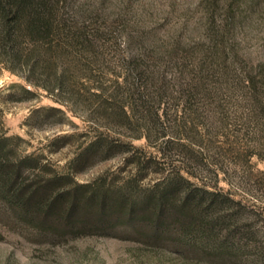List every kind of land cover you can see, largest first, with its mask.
<instances>
[{
    "label": "rangeland",
    "instance_id": "obj_1",
    "mask_svg": "<svg viewBox=\"0 0 264 264\" xmlns=\"http://www.w3.org/2000/svg\"><path fill=\"white\" fill-rule=\"evenodd\" d=\"M215 1L214 21L207 19L209 0H66L64 9L68 15L75 14V19L86 18L91 29L109 32L102 62L91 64L108 90L114 78L122 79L139 48L141 52L136 56L140 61L167 80V73L174 72L171 66L176 59L190 65L194 57L198 62L212 46L213 32L223 34L218 50L225 52L221 58L226 67L215 72L212 82L208 79L211 93L200 94L193 101L200 113L195 119L204 122L203 131L209 132L210 142L202 145L190 139L191 147L201 152L206 162L199 165L201 169L194 165L192 170L197 182L216 184L241 201L244 208L239 222L246 224V234L251 235V231L253 237L245 235L234 245L225 244L223 249L214 250L210 246L202 248L200 241L187 246L177 241L176 235L157 239L151 231L141 234L131 229H114L111 224L103 231L64 228L52 219L43 220L40 214L22 217L0 202V264H264V113L259 109L264 105V0H233L234 15L224 30L221 21H225L223 15L230 0ZM175 46L179 53L169 61L167 52ZM15 67L10 71L0 62V137H12L6 142L10 161L33 154L44 165L34 171L26 167L22 173L24 184L61 173L69 177L54 183L60 189L99 179L102 183L105 177L104 184L120 180L133 170L124 164L125 154L93 159L83 167L72 162L99 131L132 139L145 156L151 155L160 162L159 168H165L162 170L180 163L179 155L167 159V149L160 153L157 145L144 137L132 138L130 134L135 132L128 127L106 129L103 118L89 110L91 101L85 98L89 95L85 89L80 87L85 95L76 106L63 104L56 96L29 83L25 68ZM71 71L77 87L90 73ZM247 74L259 80L258 105L252 101L253 92L244 80ZM172 84V90H168L173 91L172 95H167L165 86L161 100V107H168L171 116L183 105L176 92L179 85ZM23 87L33 94L25 93ZM49 107L61 111H51ZM160 176L161 172L151 173L144 182L153 183ZM94 219L91 215L87 221ZM78 222L74 218L73 223Z\"/></svg>",
    "mask_w": 264,
    "mask_h": 264
},
{
    "label": "trees",
    "instance_id": "obj_2",
    "mask_svg": "<svg viewBox=\"0 0 264 264\" xmlns=\"http://www.w3.org/2000/svg\"><path fill=\"white\" fill-rule=\"evenodd\" d=\"M215 2L209 0V21H214ZM66 3V0H0V62L10 71H14L16 65L22 66L27 71L25 79L29 83L56 96L63 104L76 106L85 95L80 89H85L89 92L85 98L91 101L89 110L103 118L106 129L128 127L135 132L130 134L132 138L144 137L148 143H155L160 153L167 149V159L174 155L182 159L178 158L179 164H171L162 170L165 168H159L160 162L151 155L145 156L143 149L135 146L132 139L124 140L99 131L72 162L83 167L93 159L125 154L124 164L133 170L120 180L104 184L105 177L102 183L99 179L60 189L54 183L69 177V174L61 173L49 179L35 178L27 185L22 181L23 170L26 167L30 171L39 170L44 165L33 154L10 161L6 142L12 137L2 136L0 202L22 217L40 214L43 220L52 219L50 221L64 228L91 227L103 231L111 224V228L131 229L141 234L151 231L157 239L176 235L177 241L187 246L200 241L202 248L210 246L214 250L223 249L225 244L234 245L245 235L253 237L251 231L248 233L252 236L246 234V224L239 222L244 208L241 201L214 186L216 184L197 182V175L192 170L194 165L199 167L206 162L201 152L191 147L190 139L200 141L202 145L210 142L207 140L209 132L203 131L204 122L195 119L200 113L193 101L200 94L211 93L207 88L208 79L212 82L215 72L226 67L223 66L225 59L221 58L225 52L218 50L223 34L213 32L210 36L212 46L198 62L194 57L190 65L176 59L171 66L174 72L167 73V80L166 76H160L140 61L136 56L141 52L139 48L122 79L114 78L108 90L91 64L97 66L102 62L109 32L91 29L86 18L75 19V14L68 15ZM232 15L234 1L230 0L223 15L225 21H221L223 30L229 28ZM178 53V48L172 47L167 52L172 57L169 61ZM205 57L210 61L207 62ZM71 69L90 72L84 78L86 83L77 87L78 81L71 76ZM244 80L253 92L250 94L252 101L258 105L259 80L250 74ZM171 83L179 85L176 92L180 95L178 99H183L181 110L177 107L172 116L168 107L167 110L161 107L165 86L167 95L173 93L168 91ZM23 90L33 94L26 87ZM49 109L61 111L56 107ZM259 109L264 113V105ZM158 172L162 176L153 183L144 182L149 174ZM91 215L95 219L87 221ZM74 218L79 220L78 225L73 223ZM38 228L41 229V222Z\"/></svg>",
    "mask_w": 264,
    "mask_h": 264
}]
</instances>
